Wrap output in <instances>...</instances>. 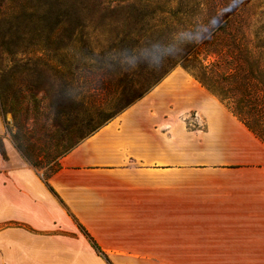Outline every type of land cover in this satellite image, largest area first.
I'll use <instances>...</instances> for the list:
<instances>
[{"label":"crops","instance_id":"0c3cea01","mask_svg":"<svg viewBox=\"0 0 264 264\" xmlns=\"http://www.w3.org/2000/svg\"><path fill=\"white\" fill-rule=\"evenodd\" d=\"M4 143L0 264H264V144L185 70L48 182Z\"/></svg>","mask_w":264,"mask_h":264},{"label":"trees","instance_id":"16d2710c","mask_svg":"<svg viewBox=\"0 0 264 264\" xmlns=\"http://www.w3.org/2000/svg\"><path fill=\"white\" fill-rule=\"evenodd\" d=\"M52 1L58 3L59 0H46L44 4L43 0H0V111L3 116L11 114L17 150L34 166L43 162L35 158L34 143L27 134L36 133L39 116L47 117L49 126L57 133L75 134L87 125L98 131L132 83L128 74L109 71L105 79L110 86L100 80L91 93L86 91L93 100L91 103L80 100L85 97L82 91L66 84L58 85L72 77L62 72L58 64L62 58L56 60L60 57L59 48L47 53L58 44L62 25L60 14L50 4ZM239 4L234 0H222L219 5L209 8L204 17L213 23V39L201 44L205 58L192 56L190 43L182 40L177 43L181 50L177 61H181L183 68L264 144V37L259 35L257 39H251L247 36L251 26L235 12ZM44 22L48 25L45 41L41 40ZM263 33L264 26L258 34ZM143 61L150 65L148 59ZM138 84L141 91H146L151 81L145 76ZM78 144L72 141L63 150L47 154L43 164H53L44 178L46 182L61 168L59 158ZM0 154L7 159L1 139ZM80 230L96 253L107 260L90 234L81 226Z\"/></svg>","mask_w":264,"mask_h":264},{"label":"rangeland","instance_id":"374dc122","mask_svg":"<svg viewBox=\"0 0 264 264\" xmlns=\"http://www.w3.org/2000/svg\"><path fill=\"white\" fill-rule=\"evenodd\" d=\"M221 1L59 0L58 3L52 1L50 4L60 14L62 25L56 42L58 44H55L52 50L49 48L47 53H53V49L59 48L60 57L56 60L58 62L62 58V62H58L62 72L72 77L70 81L58 82V85L66 84L82 91L85 97H80V100L91 103L93 100L87 96L86 91L91 93L93 86L100 80H105V85L110 86L105 79L107 72L128 74L132 83L128 86V92L108 113V118L103 121L105 126L147 96L170 73L185 70L181 61H177L181 52L178 42L186 40L190 43L192 56L205 58L204 45L201 44L213 39L211 32L213 23L207 22L204 16L209 8L219 5ZM234 1L237 4L240 2L235 12L240 13L251 26L247 36L251 39H257L259 35L264 37V33L258 34L260 28L264 26V0ZM45 2L46 0H43L42 4ZM43 26L41 40L45 41L48 36V25L44 22ZM142 59H148L150 65L146 64L148 61L144 62ZM211 60H207L206 63L209 64ZM145 76L151 84L146 91H141L138 80H143ZM120 91L121 89L118 90ZM193 117V115L187 117L190 127L196 126ZM0 119V134H5L0 135V139L3 144L4 140L9 139L10 144L17 150L13 137L17 134L11 114L3 116L0 111ZM37 122L36 133L27 136L34 143L32 151L35 158L43 163L46 162L49 152L63 150L72 141L80 144L96 132L87 125L75 134L66 135L60 131L55 132L45 116H39ZM65 135L66 139L63 140ZM26 163L38 171L43 179L50 173L53 164L42 163L34 166Z\"/></svg>","mask_w":264,"mask_h":264}]
</instances>
